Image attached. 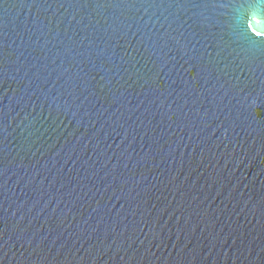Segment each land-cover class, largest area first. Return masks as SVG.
Instances as JSON below:
<instances>
[{"label":"water","instance_id":"95a60500","mask_svg":"<svg viewBox=\"0 0 264 264\" xmlns=\"http://www.w3.org/2000/svg\"><path fill=\"white\" fill-rule=\"evenodd\" d=\"M0 264H264V0H0Z\"/></svg>","mask_w":264,"mask_h":264}]
</instances>
